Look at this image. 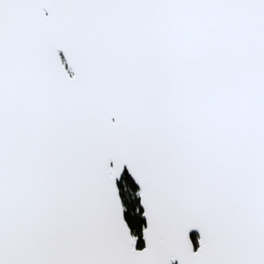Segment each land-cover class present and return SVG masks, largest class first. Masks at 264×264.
<instances>
[{
    "label": "snow or ice",
    "instance_id": "1",
    "mask_svg": "<svg viewBox=\"0 0 264 264\" xmlns=\"http://www.w3.org/2000/svg\"><path fill=\"white\" fill-rule=\"evenodd\" d=\"M0 264H264V0H0Z\"/></svg>",
    "mask_w": 264,
    "mask_h": 264
}]
</instances>
